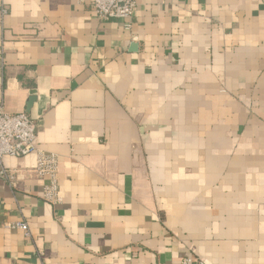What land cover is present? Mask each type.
I'll return each mask as SVG.
<instances>
[{
    "label": "crops",
    "instance_id": "crops-1",
    "mask_svg": "<svg viewBox=\"0 0 264 264\" xmlns=\"http://www.w3.org/2000/svg\"><path fill=\"white\" fill-rule=\"evenodd\" d=\"M0 101L59 197L3 157L0 264H264V0H0Z\"/></svg>",
    "mask_w": 264,
    "mask_h": 264
},
{
    "label": "built area",
    "instance_id": "built-area-1",
    "mask_svg": "<svg viewBox=\"0 0 264 264\" xmlns=\"http://www.w3.org/2000/svg\"><path fill=\"white\" fill-rule=\"evenodd\" d=\"M93 11L100 21L123 20L126 29L131 26V19L136 8V0H79ZM6 10L3 8L2 13ZM36 123L25 112L10 113L4 110L0 101V176L13 179V171L3 165V157H23L34 154L35 165L32 172L39 178L47 179L43 185L42 197L53 202L59 200L57 186L58 158L53 153L37 147ZM24 230L26 223L18 224ZM204 264L193 258L185 257L180 264Z\"/></svg>",
    "mask_w": 264,
    "mask_h": 264
}]
</instances>
